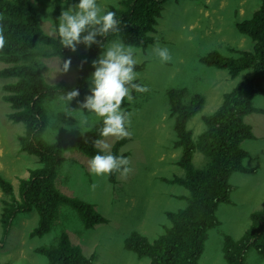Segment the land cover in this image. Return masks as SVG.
<instances>
[{
	"label": "rangeland",
	"instance_id": "1",
	"mask_svg": "<svg viewBox=\"0 0 264 264\" xmlns=\"http://www.w3.org/2000/svg\"><path fill=\"white\" fill-rule=\"evenodd\" d=\"M28 1L43 31L51 37H60L68 44L71 54L76 55L91 46L105 10L109 6L117 7L120 0H61L57 24L53 19L54 0ZM259 7V0H167L151 34L155 43L140 49L125 46L117 39L111 41L101 52L102 57L132 53L137 64H145L142 71L130 74L140 89L127 96L129 113L125 128L110 132L95 144L97 149L109 153L118 140L128 139L121 148V153L127 155L121 163L126 168L118 173L116 183L111 184L92 159L79 151L67 152L55 181L61 193L93 204L108 223L85 230L78 214L61 206L51 231L41 238H30L29 233L38 224V214L35 210L21 213L5 238L0 229V240L4 241L0 244V264H47L46 258L34 249L55 243L63 232L86 257H93L91 264H149L148 258L139 260L124 249L125 238L137 232L154 241L170 225L165 213L183 209L186 201L180 198L188 196L183 187L159 180L184 175L177 166L181 149L173 147L176 136L166 91L186 89L187 99L193 94L204 98L202 110L187 123L193 140H197L205 130L202 117L212 114L220 106L223 94L252 75L247 70L232 79L226 70L203 66L199 60L211 51L233 57L236 54L230 49L251 51L253 42L240 34L235 24L249 19ZM38 49L51 51L43 44ZM36 60L48 84L76 85V73L63 59L38 56ZM4 67L0 62V69ZM14 81L0 79V177L9 181L17 194L19 180L27 178L29 170L39 165L37 157L19 151L17 136L24 132V126L7 118L11 109L3 101L2 86ZM95 81L103 99L89 102L85 108L61 97L44 101L48 124L41 135L43 141H69L82 136L101 119L121 113L112 102L110 80L99 73ZM253 105L264 109V94L257 96ZM244 121L254 134V139L242 143L249 153L244 166L256 171L237 172L230 177L229 184L235 190L229 196L230 203L218 206L219 225L208 231L198 264H226L222 254L223 235L238 239L248 228L250 215L264 208V115L251 114ZM192 161L199 169L208 164V159L198 152ZM1 199L0 190V209ZM245 264H264V259L252 250Z\"/></svg>",
	"mask_w": 264,
	"mask_h": 264
},
{
	"label": "trees",
	"instance_id": "2",
	"mask_svg": "<svg viewBox=\"0 0 264 264\" xmlns=\"http://www.w3.org/2000/svg\"><path fill=\"white\" fill-rule=\"evenodd\" d=\"M259 1V9L249 19L235 24L236 30L253 42L251 51L230 49L236 57L211 51L199 60L203 66L226 70L232 79L247 70L252 75L223 94L220 106L212 114L202 117L205 130L197 140H193L187 123L202 110L204 98L193 94L187 99L186 89L166 91L176 136L173 147L181 149L177 166L184 175L159 180L183 187L188 196L180 198L186 201L183 209L165 213L170 225L164 227V232L154 241L137 232L125 238L124 249L139 260L148 258L149 264H198L208 231L219 225L217 208L222 203H230L229 196L235 190L229 184L230 177L237 172L256 171L244 166L249 153L242 148V143L254 139L252 128L244 118L251 114L264 115V109L253 105V100L264 94V0ZM166 2L120 0L117 7L109 6L99 21L91 46L73 55L60 37H51L43 31L28 0H0V62L6 65L0 69V79L15 80L2 86L3 101L11 109L7 118L24 126V132L17 136L19 151L37 157L39 165L29 170L27 178L19 180L17 194L13 185L0 177L3 238L17 215L33 210L38 214V224L29 233L30 238H41L51 231L61 206L73 209L85 230L108 223L93 204L68 197L57 189V169L64 161V154L73 151L92 159L111 184L116 183L118 173L126 168L121 163L127 155L121 153V148L128 139L118 140L109 153L97 149L95 144L110 132L125 128L129 113L127 96L140 89V84L132 81L130 74L142 71L145 64H137L132 53L104 58L101 52L115 39L125 46L140 49L155 43L151 34L155 32ZM60 5L61 0H54L55 24L59 21ZM41 44L49 46L51 51L40 52ZM38 56H55L69 63L76 73V85L48 84L36 60ZM99 73L112 83V102L121 113L101 119L82 136L69 141H43L41 135L48 124L44 101L61 97L85 108L89 102L102 100L103 93L95 81ZM196 152L208 159L206 167L199 169L193 165ZM3 242L1 239L0 244ZM252 250L264 259V208L250 215V224L238 239L223 235L222 254L226 264H245ZM34 252L45 257L47 264H91L93 261V257H86L80 248L73 246L64 232L55 243L37 247Z\"/></svg>",
	"mask_w": 264,
	"mask_h": 264
}]
</instances>
